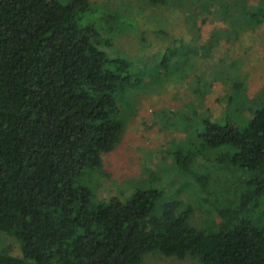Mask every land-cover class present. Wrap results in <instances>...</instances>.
Wrapping results in <instances>:
<instances>
[{"label": "trees", "instance_id": "trees-1", "mask_svg": "<svg viewBox=\"0 0 264 264\" xmlns=\"http://www.w3.org/2000/svg\"><path fill=\"white\" fill-rule=\"evenodd\" d=\"M232 6L241 27L264 22V0ZM95 7V0H0V264H145L151 252L264 264V90L242 125L234 112L245 84L228 80L235 110L205 115L194 131L204 150L218 151L219 165L243 174L236 188L213 193L212 176L195 172L218 218L198 225L195 206L164 189H136L126 199L95 193L89 178L103 179V156L126 130L129 94L153 68L110 55L113 26L91 21ZM172 52L156 68L165 72ZM184 149L176 162L189 170L196 155ZM4 235L18 241L20 255Z\"/></svg>", "mask_w": 264, "mask_h": 264}, {"label": "rangeland", "instance_id": "rangeland-1", "mask_svg": "<svg viewBox=\"0 0 264 264\" xmlns=\"http://www.w3.org/2000/svg\"><path fill=\"white\" fill-rule=\"evenodd\" d=\"M232 1L236 0H168L155 5L150 0H95L88 16L96 24L113 26V44L107 47L110 55L139 58L153 67L143 86L129 94L126 130L118 147L103 156V179L89 178L99 198L126 199L136 189L159 188L169 199L194 205L198 225H204L209 215L218 218L204 200L206 194L196 183L195 172L212 176L213 193L221 185L236 188L243 174L225 162L219 165L218 151L204 150L194 131L205 115L216 120L235 110L228 105L233 91L228 80L245 84L234 112L242 125L251 115L250 100L264 90V22L254 28L241 27V20L228 13ZM114 13L123 18L108 20ZM120 22L125 26L119 28ZM168 51L174 56L162 72L156 68L158 59ZM182 147L196 155L189 170L176 162V151ZM3 243L11 253L21 254L14 237L4 235ZM144 263L200 264L194 256L159 252L147 254Z\"/></svg>", "mask_w": 264, "mask_h": 264}]
</instances>
